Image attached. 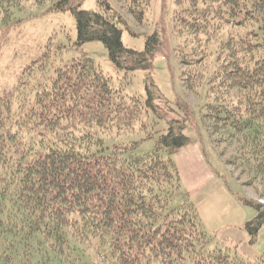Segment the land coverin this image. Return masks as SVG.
<instances>
[{
  "label": "trees",
  "instance_id": "16d2710c",
  "mask_svg": "<svg viewBox=\"0 0 264 264\" xmlns=\"http://www.w3.org/2000/svg\"><path fill=\"white\" fill-rule=\"evenodd\" d=\"M25 1L0 0V25ZM125 2L127 13L145 22L150 0ZM98 3V11L72 0L53 8L73 15L76 45L102 42L124 79L145 71L147 98L113 87L85 54L57 66L48 83L30 89L21 81L0 96V264H264V256L250 263L212 245L193 202L179 194L173 156L189 141V120L173 112L152 78L163 41L152 34L142 51L124 47L125 16ZM170 20L173 32L187 35V44L173 47L180 65H200L214 48L211 100L200 121L220 133L218 142L239 141L227 162L247 167L254 179L264 173V0H173ZM48 57L47 47L38 68ZM186 72L182 85L191 91ZM149 109L171 118L164 130ZM146 140L153 147L138 153ZM243 201L256 212L245 223L254 239L264 206Z\"/></svg>",
  "mask_w": 264,
  "mask_h": 264
},
{
  "label": "rangeland",
  "instance_id": "374dc122",
  "mask_svg": "<svg viewBox=\"0 0 264 264\" xmlns=\"http://www.w3.org/2000/svg\"><path fill=\"white\" fill-rule=\"evenodd\" d=\"M57 1L46 0L38 4L35 0H27L23 9L15 11L10 24L0 25V96L10 92L21 81L30 89L48 83L57 66L85 54L109 77L113 87L120 86L125 95H138L144 102L147 98L146 72L137 70L124 79L123 71L109 59L102 42L94 40L76 45L75 19L69 10L54 9ZM72 1L78 2L84 10L98 11L101 8L98 0ZM106 1L125 16V25L121 27L124 47L142 51L146 38L152 34H157L163 41L153 58L152 78L173 112L189 120L183 130L189 141L173 156L180 177V196L193 202L200 225L210 236L212 245L227 247L243 260L254 263L257 257L264 256V225L252 239L245 223L256 212L243 200L258 201L264 206V173L259 172L250 179L253 173L247 167L228 163L227 160L236 153L239 141L234 139L231 145L218 142L216 138L220 133H209L200 121V108L211 100L206 90L214 48L209 47L206 60L200 65L182 66L173 53V47L187 44V35L172 31L173 0H150L145 22L141 24L127 13L125 0ZM57 46L63 47L58 49ZM47 47L49 57L38 68ZM30 65L33 66L30 74L23 75ZM186 71L192 74L191 91L182 85V72ZM181 105L189 108L188 114ZM149 111L151 117H156L152 110ZM174 113L173 118H177ZM169 119L167 116L157 118L158 129L164 130ZM153 145V141H141L137 152L150 150Z\"/></svg>",
  "mask_w": 264,
  "mask_h": 264
}]
</instances>
